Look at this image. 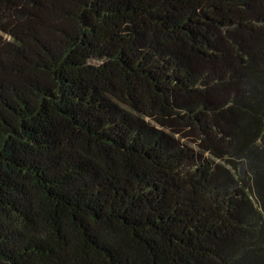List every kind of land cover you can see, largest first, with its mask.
<instances>
[{
    "label": "trees",
    "instance_id": "1",
    "mask_svg": "<svg viewBox=\"0 0 264 264\" xmlns=\"http://www.w3.org/2000/svg\"><path fill=\"white\" fill-rule=\"evenodd\" d=\"M0 264H264V0H0Z\"/></svg>",
    "mask_w": 264,
    "mask_h": 264
}]
</instances>
